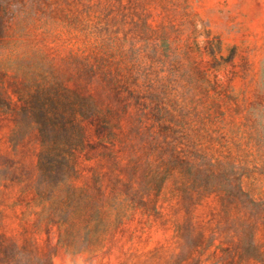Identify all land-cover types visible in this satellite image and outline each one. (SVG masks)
<instances>
[{
	"label": "rangeland",
	"instance_id": "1",
	"mask_svg": "<svg viewBox=\"0 0 264 264\" xmlns=\"http://www.w3.org/2000/svg\"><path fill=\"white\" fill-rule=\"evenodd\" d=\"M0 15V264H264V0Z\"/></svg>",
	"mask_w": 264,
	"mask_h": 264
},
{
	"label": "trees",
	"instance_id": "2",
	"mask_svg": "<svg viewBox=\"0 0 264 264\" xmlns=\"http://www.w3.org/2000/svg\"><path fill=\"white\" fill-rule=\"evenodd\" d=\"M3 27H4L3 18H2V16L0 15V34H1L2 31H3Z\"/></svg>",
	"mask_w": 264,
	"mask_h": 264
}]
</instances>
